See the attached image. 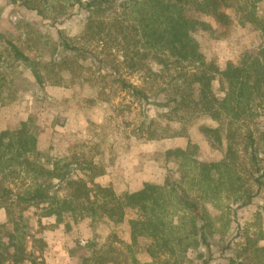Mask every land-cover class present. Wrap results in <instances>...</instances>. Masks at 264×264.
<instances>
[{
	"label": "trees",
	"instance_id": "1",
	"mask_svg": "<svg viewBox=\"0 0 264 264\" xmlns=\"http://www.w3.org/2000/svg\"><path fill=\"white\" fill-rule=\"evenodd\" d=\"M20 1L42 18H52L53 24L71 17L76 8L87 12L81 37L97 44L100 53L84 52L100 72L104 87L116 85L146 106L166 109L162 115L173 121L190 122L194 117L215 121V127L200 125L198 129L222 148L223 156L205 161L189 149H171L168 157L180 162L162 183L144 182L135 191L118 193L94 181L102 168L84 153L52 159L41 152L33 117L15 126L0 125V209L7 214V221L0 224V264H46L43 252L47 243L30 232L24 217L31 209L39 225L45 217H54L57 223L68 218L74 223L85 218L107 219L116 225L126 222L130 254L144 241L143 251L151 258L140 263L133 256L129 264H178L191 250L201 259L200 248L208 251L203 263L209 264L214 245L234 252L229 264H264L260 238L240 225L230 237L238 212L254 204L264 188V0ZM235 22L256 27L262 43L221 68L207 61L195 33L200 29L213 39H223ZM0 41L4 44L0 45V68L10 59L11 64L28 68L40 85L45 83L40 61L2 33ZM61 46L72 53L82 49L65 39ZM102 53L104 57H100ZM55 61L50 59L46 67ZM124 73L139 75L150 88L157 85L164 100L151 101L149 93ZM5 82L6 76L0 73V94ZM172 135L176 136L149 133L148 139ZM22 172L31 181L22 182L19 191L3 183ZM106 255L108 252H95L93 260L106 264ZM88 258L83 255L81 264H87Z\"/></svg>",
	"mask_w": 264,
	"mask_h": 264
},
{
	"label": "rangeland",
	"instance_id": "2",
	"mask_svg": "<svg viewBox=\"0 0 264 264\" xmlns=\"http://www.w3.org/2000/svg\"><path fill=\"white\" fill-rule=\"evenodd\" d=\"M20 2L0 0V33L4 38H12L30 58L40 61L46 80L40 85L25 66L11 64L10 59L5 62L0 68V73L6 76L0 94L3 99L0 102L2 127L15 126L33 117L39 129L38 148L41 152L52 159L71 157L74 152L84 153L102 168V173L94 181L118 193L135 191L144 182L162 183L168 171L176 170L180 162L179 158L168 157L167 151L171 149H189L200 160L221 159L222 148L198 129L200 125L215 127V121L208 117H194L190 122L182 123L173 121L162 115L166 109L146 106L141 99L120 91L116 85L104 87L100 72L84 52V49H92L100 53L97 44L81 37L87 12L76 8L71 17L53 24L52 18L44 19ZM207 20L213 23L211 18ZM195 38L207 61L221 68L228 61H236L242 53L256 50L262 43L256 27L238 22L226 38L213 39L200 29ZM62 39L82 49L66 52L61 46ZM0 45L4 47L1 41ZM100 57H104V53ZM50 59L56 60L55 64L46 67ZM124 76L144 88L151 101L164 100L162 94H158L157 85L148 87L152 85L144 84L139 75L126 76L124 73ZM214 87H217L216 82ZM164 132L176 136L148 139L149 133L160 135ZM29 181L30 177L22 172L19 177L7 178L3 183L17 192L22 182ZM263 209L264 188L254 204L238 212L237 224H233L230 237L235 234V226L240 225L253 237L260 238L259 244L264 245ZM258 211H261L260 215L256 214ZM24 217L30 225V232L47 243L43 252L46 264H81L83 255L89 257L87 264H99L93 260L95 252H108L106 264H129L133 256L140 263L151 261L143 251L144 241L133 247L131 254L126 248L131 243L126 222L116 225L107 219L92 221L85 218L74 223L68 218L57 223L54 217H45L41 218L39 225L32 209L25 212ZM114 237L117 239L113 240ZM235 238L242 241V238ZM199 251L204 253L203 258L197 259V252L191 250L178 264H204L209 253L205 248ZM211 252L209 264H229L228 258L234 256L232 250L222 251L219 245H214Z\"/></svg>",
	"mask_w": 264,
	"mask_h": 264
},
{
	"label": "crops",
	"instance_id": "3",
	"mask_svg": "<svg viewBox=\"0 0 264 264\" xmlns=\"http://www.w3.org/2000/svg\"><path fill=\"white\" fill-rule=\"evenodd\" d=\"M7 221V214L4 209H0V224ZM50 246V245H49Z\"/></svg>",
	"mask_w": 264,
	"mask_h": 264
}]
</instances>
